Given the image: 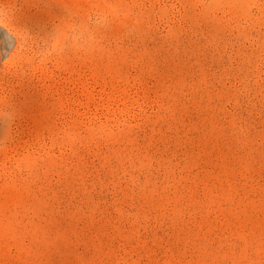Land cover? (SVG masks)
<instances>
[{"label":"rangeland","instance_id":"374dc122","mask_svg":"<svg viewBox=\"0 0 264 264\" xmlns=\"http://www.w3.org/2000/svg\"><path fill=\"white\" fill-rule=\"evenodd\" d=\"M5 2L0 264H264V0Z\"/></svg>","mask_w":264,"mask_h":264},{"label":"clouds","instance_id":"9594fccd","mask_svg":"<svg viewBox=\"0 0 264 264\" xmlns=\"http://www.w3.org/2000/svg\"><path fill=\"white\" fill-rule=\"evenodd\" d=\"M9 12L10 8L6 4L5 0H0V19H3L5 17V14ZM95 23L102 26L104 23L103 16H96ZM14 119L15 112L11 107L0 110V129H3V131L6 132L11 127Z\"/></svg>","mask_w":264,"mask_h":264}]
</instances>
